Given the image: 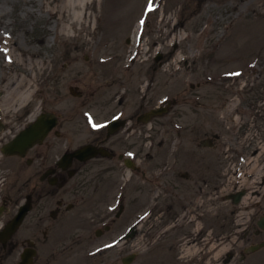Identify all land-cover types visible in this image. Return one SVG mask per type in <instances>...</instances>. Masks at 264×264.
<instances>
[{"label": "rangeland", "instance_id": "374dc122", "mask_svg": "<svg viewBox=\"0 0 264 264\" xmlns=\"http://www.w3.org/2000/svg\"><path fill=\"white\" fill-rule=\"evenodd\" d=\"M59 4L60 0H0V108L3 111L0 120H5V127L0 130V144L21 128L31 108L37 111L42 105L46 108L54 106L67 112L66 117L70 118L63 127H59L60 138L50 135L56 140L52 151L54 158L67 145L74 148L91 139L82 116L84 110H91L87 113L88 120L90 113L102 120L124 105L126 113L128 110L129 117L135 120L143 111L145 101H153L150 103L154 104L170 96V100L175 101L171 115L138 126L144 127L148 135H137L138 141L135 138L128 141L135 139V143L140 144L145 135L146 150L151 145L149 140L157 142L151 151L153 155H149L145 162L147 169H157L168 163L171 151L178 147L181 162L177 169L184 172L193 170L195 175L214 184L221 177L225 181L222 192L225 197L235 189L238 179L248 176L242 178L243 174L236 180L237 172L264 173V169H255V163L260 162V167L264 161V0H94L85 10L86 23L77 27L71 39L50 32L52 26L55 29L60 27V15L49 11ZM49 37H52L51 41H48ZM139 38L145 42L139 43ZM8 39L13 40L17 47L14 53L18 57H15L14 65L3 59L5 52L1 49ZM141 47V54L145 55L137 56V60L127 66V57L131 58L133 50L139 51ZM157 52L163 54L158 61ZM36 64L49 66L43 75H38L40 91L28 94L26 100L7 108L4 99L8 80L22 74L29 65ZM145 83H149V94H143L146 96L142 100ZM70 88H75L82 95H73ZM115 99H121L120 104L117 105ZM28 106L25 111L24 107ZM16 111L18 116L10 122L6 114H16ZM123 134V130L114 134L118 144L126 142L122 140ZM9 160H3L0 155V202L5 197L8 201L25 197L31 188L40 189L44 182L39 177L30 176L34 168L28 167L23 160L15 157ZM95 162V165L88 162L85 165L87 172H81L80 176L72 179L84 182V186L81 185L86 200L69 212L67 219L64 215L53 222L56 226L52 224L55 237L49 243L50 248L55 244L63 248V254L53 259L52 264H124L123 257L127 252L138 251V235L128 242L115 241L116 248L102 255H95L94 250L100 246L104 248V244L110 245L126 226L136 225L137 213L153 203L159 204V214H154L156 220L153 217L149 223L159 218H170L168 208L171 205L180 208L178 203L181 202L177 199L172 202L163 200L147 188L143 190L135 180L130 184L122 217L109 233L98 238L95 234L97 224L92 217L104 210L105 198L112 195L110 192L107 196V192L117 188L124 177L117 171L118 159L101 158ZM243 162L250 163L240 169ZM179 178L184 187L191 186L184 191L185 194L194 196L197 192L194 183ZM253 179L258 181L259 177ZM250 185L240 187L251 190ZM92 187L97 188V198H101L103 205H95ZM216 195L221 196L220 193ZM44 200L39 204L45 208ZM212 202L206 205L199 195L188 205L207 214L208 221L200 217V221L197 219L199 223L194 224V238L204 221L208 231L204 235L208 237L206 241L209 240L210 250L218 252L210 256V264H217L221 261L218 258L220 254L240 248V228L246 225L252 212L244 208L247 205H241L237 215L240 205L230 199ZM5 212L0 216V225L11 217L15 209L10 214ZM70 215H73L71 220ZM36 217L31 213L25 224L35 221ZM44 218V225L35 228L41 232L35 238L38 241L42 238L43 227L52 220L49 212ZM21 233L27 235V230ZM78 234L81 241L73 246ZM72 235L73 238L69 239ZM172 241L171 234L169 245ZM203 242L205 240L195 243L189 250L199 252ZM112 245L115 246L114 243ZM50 248L42 250L44 260L51 256ZM261 252L256 261L253 258L248 261L264 264V249ZM158 253L159 249L150 251L130 264H156ZM169 260L167 264H181L176 257ZM10 261L14 260L11 258ZM241 262L236 257L230 264Z\"/></svg>", "mask_w": 264, "mask_h": 264}, {"label": "flooded vegetation", "instance_id": "af4514ba", "mask_svg": "<svg viewBox=\"0 0 264 264\" xmlns=\"http://www.w3.org/2000/svg\"><path fill=\"white\" fill-rule=\"evenodd\" d=\"M47 111H52V109L42 106L39 109L38 113H36V116L41 112ZM29 112L30 113L29 118H27V122L31 119L33 115L35 116L33 108H31ZM66 120H70V118L67 119L66 115L59 116L58 127H56L49 134L43 144H38L31 148L26 157L20 158L19 156H14L20 161L23 160V163H26L28 167L34 168V171H31L30 175L32 178L36 176L44 182L42 183L40 189H37L34 186L33 188H31V191H29L25 195V197L31 198L32 206L24 222L19 228H17V230L13 233L11 237H9L5 241H0V264H20L21 261L19 260H21V254L25 250L29 253H36L32 259L31 264H52L53 259H57L61 256V254H63V252L56 250L57 248H59V244H55L50 248L49 243L55 237L53 236L54 234H52L54 228V226L52 228V224L54 221L57 222V220L62 218V216L64 215L65 219H67V214L77 208L75 200L81 193L82 188L78 185H75L76 183L70 184L72 180H69L78 175L80 176L81 172L86 171V166L83 165L81 167V164L83 162L79 161L77 158L71 160L70 165L68 163V158L63 159L61 163L62 165L58 164L59 159L63 157L64 154L70 153L76 149L75 147L73 149V146L71 144L67 145L60 155H57L53 158L52 151L54 149L56 140H54L53 137L50 135L52 134L53 136H57L60 138L62 136L60 128L63 127ZM136 120L138 121V119ZM141 129L143 134L147 136L148 132L145 133V128L143 127ZM89 135L91 139L89 141L86 140L84 143H80L78 147L85 144H92L97 147H105L111 154L110 159L116 158L120 160L125 147L127 146L130 148L131 145V149L134 150L138 156L137 158L138 162L141 164V168L137 171H133L132 173H130V176L128 177V186L130 183H135V180H138V185L141 184L143 190L147 188L150 193H158L161 199L167 200L168 202H172L173 199L180 200L181 202V204L178 203L180 208H177L175 205H171L168 208L170 218L163 220H161L160 218L157 222L154 223H147L146 221L143 224V230L140 231L141 257H145V255L150 253V251L159 249L158 257L155 258L156 264H167V260L170 259L169 261H173L174 257L179 259V262L181 264H204L208 262L210 256L208 255L207 250L203 251L202 254L197 257V260H194L193 258L194 254L197 252H191L189 250L195 245V243L198 244L199 242L208 238L207 235H204V232L207 233L208 231L206 228H204L202 232L197 235L196 238H194L195 230L193 226L195 225L194 222H192L193 219L189 218L192 212V208L188 205L185 206L187 202H184L183 199L185 197L187 200L193 201L194 199H197L200 195L202 199L208 201L212 193H220L223 189H225V181L222 180L221 177H218V182L214 184L209 183V179L198 177L196 180L191 181L194 183V186L197 190V192H194V196L185 194L184 191H188L191 186L184 187L182 185L183 181L179 178L184 176L179 171L174 170L175 163L179 159L178 155L169 156V158L171 159L168 160V163L160 165L157 169L146 170L145 162L148 159L149 155H153L151 151H154V147L157 144L155 140L153 142L149 140L152 144L150 149L148 148L146 150L145 140L147 138L145 135L141 139L140 144L137 145L135 141L128 142L129 139L124 134L122 140H125L126 142L118 144L119 140L117 141L115 138H113L114 134L109 135V131L107 130L105 132L104 130L95 133L90 132ZM101 158L103 157H101L100 155L91 159L90 161L93 165H95V161H98ZM117 171L120 172L123 177V171L120 166L118 167ZM186 177H188L186 179H189L191 176L187 174ZM208 188L211 189L209 190ZM259 188H261V190H259ZM263 188L264 178L261 180L259 185H256L255 189L252 192L253 199L251 201L252 204H250L249 208L252 214H250L249 219L246 222V226L243 228V232L241 234L243 242H245L247 245L264 243V228H261L258 224L259 219L264 213ZM93 190L95 205L97 203L99 205H103L101 198H97V188H93ZM127 190H129V187L127 188ZM23 199L24 197H15L11 198L8 201L6 197L1 200L2 205L0 206V216L5 211V214H10L12 209H15V212L10 215V218L2 222V224L0 225V231L3 230L7 222L10 221L17 214L21 201ZM43 199H45L43 201L46 204L45 208L41 206V204H39ZM8 204L10 205V208H8ZM51 204H54V207H52ZM105 206H107V204ZM1 210H3L2 213ZM239 211L240 210L236 211L237 215L239 214ZM48 212L49 217L52 220H50L48 224L43 227L42 238L40 237L41 240L38 241L35 238L39 236L41 232L39 230H36L35 228L42 227L44 225V216ZM197 212H199V210H197ZM31 213H35L37 217L35 218V221H32L30 224L26 225L25 222L27 221V217L30 216ZM200 213L202 214V216H206V213ZM104 214L105 212L101 214L99 213V215L96 216L97 220H100L102 218V215ZM194 215L195 214L192 213V216ZM72 216L73 215L69 216L70 220ZM151 220L152 219H149L150 222ZM24 224L27 227H25ZM201 224L202 227H205L204 221ZM53 225L56 226V224ZM24 229L27 230V235L21 233V231L24 232ZM171 234L173 235V241L169 245L168 241L170 239ZM59 238L60 237H58L57 242H59ZM46 248H50L51 256H46L44 260V258H42V250ZM260 251L261 250L255 252H246L245 250H242L239 251L237 254L240 261H246L249 257L257 255ZM11 258L14 261H10ZM253 258L256 259L257 257ZM234 259L235 257L233 256L232 260Z\"/></svg>", "mask_w": 264, "mask_h": 264}, {"label": "bare ground", "instance_id": "6f19581e", "mask_svg": "<svg viewBox=\"0 0 264 264\" xmlns=\"http://www.w3.org/2000/svg\"><path fill=\"white\" fill-rule=\"evenodd\" d=\"M93 1L94 0H60V4L56 8L49 10L52 14H57L58 16L60 15V27L59 29H55V26H52V28H49L50 32H53L52 34L55 36L56 33L59 35H65V38L67 39L74 37V32L76 31L77 27L81 26L83 23H86L87 17L85 10L87 9L88 4L92 3ZM55 25H58V22L55 23ZM51 39L52 37H49L48 41H51ZM14 49H17V47L14 46L13 40L9 39L5 42V45L2 46L1 49L3 52H5V54L3 53V59L10 57L9 61L11 62V65L16 63V58L18 57L17 54L14 53ZM11 54L13 56H11ZM17 62L19 65H21V61L19 62L17 60ZM48 67V64H44L41 67L39 64L29 65L27 70L24 68L25 71L23 70L24 72L22 74L8 80L6 85L7 93L4 99V105L7 108H12L19 101L26 100L28 94H35L38 75H40L39 73L45 72ZM258 156H260L259 153Z\"/></svg>", "mask_w": 264, "mask_h": 264}, {"label": "water", "instance_id": "95a60500", "mask_svg": "<svg viewBox=\"0 0 264 264\" xmlns=\"http://www.w3.org/2000/svg\"><path fill=\"white\" fill-rule=\"evenodd\" d=\"M56 121H57V118L52 116V117H49L48 122L43 121L41 123L37 122L35 125L33 124L31 129L25 130L21 134V137H20L21 140L15 142L14 144L13 143L9 144L7 151L8 152L11 151V153H15L16 151L23 150L22 152H24L26 149H28V147H30L34 143L42 142L45 135L55 125ZM89 152H90V148L87 149V155L90 154ZM81 154H82V152H81ZM77 155H79V154H77ZM29 207L30 206H28V205L27 206L25 205L22 207L19 215L8 225L5 232L0 235V239H3L4 235L11 234L15 230V228L19 226L20 222L22 221L25 214L29 210ZM260 224L264 226V217L262 218Z\"/></svg>", "mask_w": 264, "mask_h": 264}, {"label": "snow or ice", "instance_id": "6c2138e0", "mask_svg": "<svg viewBox=\"0 0 264 264\" xmlns=\"http://www.w3.org/2000/svg\"><path fill=\"white\" fill-rule=\"evenodd\" d=\"M150 7H151V6H150ZM93 127H99V125H95V124H94Z\"/></svg>", "mask_w": 264, "mask_h": 264}]
</instances>
